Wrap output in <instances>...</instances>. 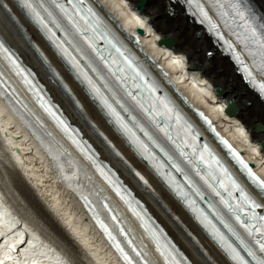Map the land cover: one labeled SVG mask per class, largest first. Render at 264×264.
I'll list each match as a JSON object with an SVG mask.
<instances>
[{
    "label": "bare ground",
    "instance_id": "6f19581e",
    "mask_svg": "<svg viewBox=\"0 0 264 264\" xmlns=\"http://www.w3.org/2000/svg\"><path fill=\"white\" fill-rule=\"evenodd\" d=\"M93 1L123 38H130L136 28L144 27L141 45H137L140 51L137 50L138 54L135 56L142 55L143 59L155 68V73L170 83L175 94L181 97L179 98L185 105L190 106V103L203 107L214 118L224 122L226 126H217L220 132L228 134L232 142L244 151L245 156L256 163V170L264 176V151L262 153L259 147L261 139L264 138V103L243 82L228 57L215 49L205 32L189 20L184 14V9L168 0H147L144 12L139 14L135 6L138 0H127L128 4L122 0ZM258 1L264 8V0ZM16 8L10 0H0V31L37 70L56 100L62 104L74 122L82 127L85 134L92 138L102 151L103 157L117 167L136 194L146 201L150 210L190 260L194 264H234L226 253L206 236L181 203L112 131L98 108L84 95L78 83L70 79L41 40L37 30L25 21ZM9 10L14 13L15 20L9 16ZM155 36L172 38V50L185 57L190 71L185 72L183 58L174 55L164 44H158ZM33 42L35 51L38 48L43 53L49 60L48 64L58 70L61 78L52 82L47 77L49 73L45 72L41 57L32 51ZM208 51H212V55H207ZM157 63L161 64V69L155 67ZM162 69L168 74L162 73ZM200 76L208 79L210 84L200 86L197 82ZM60 80L68 84V90L62 88L60 92L57 89L56 83ZM213 86L220 87L224 94L212 96L209 100ZM182 95L186 96L187 101ZM215 99L218 101H214ZM231 99L238 107L239 118L224 111ZM6 107L9 113L17 116L16 128L22 135L17 143L12 133L16 132L15 129L10 128L11 124L2 117ZM221 116L225 119H219ZM229 125L233 127V131L228 129ZM97 130L104 135H98ZM64 144L65 141L46 122L41 124L37 121L34 113L28 118L19 115L5 93L0 90V189L15 210L7 218L0 212V236L3 237L0 242V260L6 264H16L10 260L13 249L17 247L14 245V236H28L29 245L24 248L25 254L37 264H116L101 237L92 232L93 229L85 220L84 214L75 208L72 200L74 192L85 194L94 201L99 200L102 193L100 183L92 170L73 156ZM107 146H113L121 153L116 157ZM17 151H22L23 154L18 155ZM17 166L24 170L30 187L20 175ZM25 190L29 194L32 191L30 196L35 198L37 206L25 196ZM46 209L54 214L58 229L45 226V219L40 221L44 215L49 214ZM10 219L18 225L14 233L10 228ZM136 235L144 243L142 233L136 232ZM7 236H10L9 240L5 238ZM53 245L65 254L63 255L69 262L54 258L52 253L56 250ZM15 258L21 259L18 256ZM15 258L13 259L16 260Z\"/></svg>",
    "mask_w": 264,
    "mask_h": 264
},
{
    "label": "snow or ice",
    "instance_id": "6c2138e0",
    "mask_svg": "<svg viewBox=\"0 0 264 264\" xmlns=\"http://www.w3.org/2000/svg\"><path fill=\"white\" fill-rule=\"evenodd\" d=\"M189 2L194 3L199 8L200 13L205 18H208V13L201 6L200 0H189ZM210 2L214 3V4H222V0H210ZM227 2H228V6L233 8V10L235 12V18L240 21V25L239 26L242 27V28L248 29L249 31H251L252 35L255 36L256 30L254 28H252L251 24L249 23L248 18L245 16L244 12L239 10V8L237 7V5L239 4L240 0H227ZM22 3L31 12L35 13V9L32 8L33 0H22ZM35 15L37 17H39L38 13H35ZM224 15L226 16V15H228V13L225 12ZM40 22L42 23V20ZM213 27H215V26H213ZM261 27L264 28V24H262ZM262 48H264V42H262ZM261 72H264V65L261 66ZM249 75H251V73H249ZM261 89H262V91H264V84L261 85ZM258 187L261 189V192L258 193V195L264 196V181H259L258 182ZM245 202L246 203H251L255 207H259L260 206L258 204H255V201L251 200L247 196L245 197ZM260 248H261V251H264V243L260 244ZM252 255H254V254H252ZM233 258L236 259L238 257L234 256ZM261 264H264V261H262Z\"/></svg>",
    "mask_w": 264,
    "mask_h": 264
},
{
    "label": "rangeland",
    "instance_id": "374dc122",
    "mask_svg": "<svg viewBox=\"0 0 264 264\" xmlns=\"http://www.w3.org/2000/svg\"><path fill=\"white\" fill-rule=\"evenodd\" d=\"M43 237H45L46 239H47V237L46 236H43ZM64 254V253H63ZM65 255V254H64ZM66 257V256H65Z\"/></svg>",
    "mask_w": 264,
    "mask_h": 264
}]
</instances>
